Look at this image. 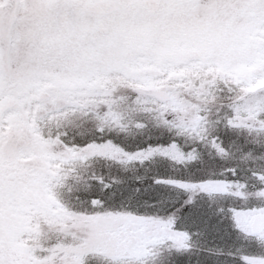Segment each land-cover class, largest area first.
<instances>
[{
	"label": "snow or ice",
	"instance_id": "obj_1",
	"mask_svg": "<svg viewBox=\"0 0 264 264\" xmlns=\"http://www.w3.org/2000/svg\"><path fill=\"white\" fill-rule=\"evenodd\" d=\"M0 264H264V0H0Z\"/></svg>",
	"mask_w": 264,
	"mask_h": 264
}]
</instances>
